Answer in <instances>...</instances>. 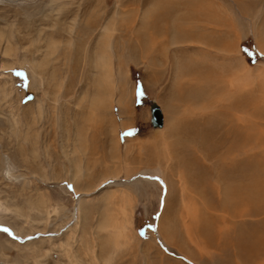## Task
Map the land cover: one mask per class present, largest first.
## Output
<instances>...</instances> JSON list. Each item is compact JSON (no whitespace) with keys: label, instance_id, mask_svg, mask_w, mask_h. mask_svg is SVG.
<instances>
[{"label":"rangeland","instance_id":"obj_1","mask_svg":"<svg viewBox=\"0 0 264 264\" xmlns=\"http://www.w3.org/2000/svg\"><path fill=\"white\" fill-rule=\"evenodd\" d=\"M226 118L257 188L264 0H0V264H264V213L202 196Z\"/></svg>","mask_w":264,"mask_h":264},{"label":"bare ground","instance_id":"obj_2","mask_svg":"<svg viewBox=\"0 0 264 264\" xmlns=\"http://www.w3.org/2000/svg\"><path fill=\"white\" fill-rule=\"evenodd\" d=\"M105 62H106L105 57L101 58L102 68H104L106 66ZM178 68H180V67H178ZM177 71L179 73L181 71V68L177 69ZM181 73H182V71H181ZM192 98L195 99V97H192ZM237 121L238 122L240 121V123H241L240 119H237ZM242 121H243V119H242ZM243 122H247V121L244 120ZM218 124H220L218 126L221 127L222 132L220 133L221 136L218 138L219 140H217V142L215 141L216 143L210 142V144H209L208 143L209 136H207L205 133L206 136L203 135L204 138L201 137V138H203V140H200V141L198 140V143L197 142H196L197 144L195 143L196 146L193 147L194 156H195V154H196V156H200V157L204 156L205 159H207V161H208V159L211 160L213 157H215L216 156L215 153H219L222 149H225L224 151H226V155H224V157L226 156L224 158V161L226 162V164L219 163V160L218 161L217 160L216 161L211 160L212 162L209 163V164L212 163L210 170L208 172L210 180H209V182L208 181L205 182V184L207 183V186H205V184L202 183V186H205L206 190H207V192L204 191L202 193L203 194L202 196L208 200L210 199L213 201H215L214 199H215V197H217L218 200L221 201V203H218L216 210L219 211L220 213H223L229 219L230 218L231 219L244 218L246 216H248V217L251 215L253 216L254 214L257 216L259 214H263L264 213V181H263V184H261L257 188L252 189V186H251V184H252L251 159H250V153L251 152L248 149V146H250L249 145L250 144L249 132H248V130L246 132L244 131L245 132L244 134H243V132H241L243 135L239 136L237 134L238 131H236V127L234 126L235 122L232 121V119L229 120L226 118L224 121L220 120L218 122ZM164 125H165V119H164ZM242 125H243V123H242ZM215 126H216V123H215L214 127ZM238 127L239 126H237V128ZM248 129H249V127H248ZM156 130H158V129H156ZM213 131H215V130H213ZM240 131H241V129H240ZM207 134H209V133H207ZM216 136H218V135H216ZM206 137H208V138H206ZM210 137H211V135H210ZM196 138H200V137H196ZM212 138L213 137H211V139ZM193 141H195V140H193ZM238 142H241V145ZM173 150H176V149L174 148ZM212 153H214V155ZM174 154L175 153H173V156H174ZM205 159H203V160H205ZM194 162H195V160H194ZM181 163H183V161ZM182 165H184V164H182ZM192 166H193V161H192ZM183 167H185V166H183ZM185 168H187V167H185ZM140 176L143 178H148L151 182H154V180H156V178H158V176L156 174H151L149 172H142V173H140ZM214 206H216V205H214ZM209 207H211V206H209ZM253 208H254V211H252ZM225 216H224V218H225ZM203 223L205 224V222H203ZM207 223L210 225L209 221H207ZM250 229L253 232V234L258 233V229L252 228L249 226H247L246 229H244V226H243L241 230L239 229V231L242 234H244V236H248V235H251V233L248 234ZM162 245L168 251V249L166 248V244L164 243ZM181 258L192 263V264H194L187 257H185V258L181 257Z\"/></svg>","mask_w":264,"mask_h":264},{"label":"water","instance_id":"obj_3","mask_svg":"<svg viewBox=\"0 0 264 264\" xmlns=\"http://www.w3.org/2000/svg\"><path fill=\"white\" fill-rule=\"evenodd\" d=\"M151 125L154 129H162L164 127V115L161 107L155 102H150Z\"/></svg>","mask_w":264,"mask_h":264},{"label":"snow or ice","instance_id":"obj_4","mask_svg":"<svg viewBox=\"0 0 264 264\" xmlns=\"http://www.w3.org/2000/svg\"><path fill=\"white\" fill-rule=\"evenodd\" d=\"M5 231H7V230L5 229Z\"/></svg>","mask_w":264,"mask_h":264}]
</instances>
